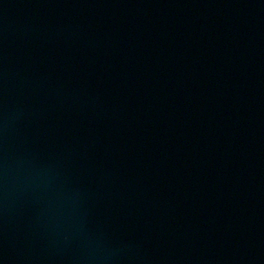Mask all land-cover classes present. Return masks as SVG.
Returning a JSON list of instances; mask_svg holds the SVG:
<instances>
[{
	"label": "water",
	"instance_id": "obj_1",
	"mask_svg": "<svg viewBox=\"0 0 264 264\" xmlns=\"http://www.w3.org/2000/svg\"><path fill=\"white\" fill-rule=\"evenodd\" d=\"M0 264H264V0H0Z\"/></svg>",
	"mask_w": 264,
	"mask_h": 264
}]
</instances>
